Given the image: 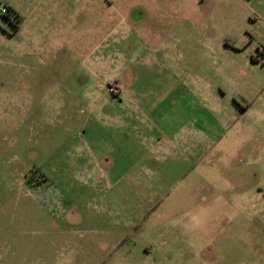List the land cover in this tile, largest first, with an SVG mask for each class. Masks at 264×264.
<instances>
[{"label":"rangeland","instance_id":"obj_1","mask_svg":"<svg viewBox=\"0 0 264 264\" xmlns=\"http://www.w3.org/2000/svg\"><path fill=\"white\" fill-rule=\"evenodd\" d=\"M4 6L0 264H264V0Z\"/></svg>","mask_w":264,"mask_h":264},{"label":"crops","instance_id":"obj_2","mask_svg":"<svg viewBox=\"0 0 264 264\" xmlns=\"http://www.w3.org/2000/svg\"><path fill=\"white\" fill-rule=\"evenodd\" d=\"M135 96V95H134ZM139 98V96H135L134 97V100H135V103H137V99ZM146 109H148V108H150V106L148 107V106H146L145 107ZM146 129L148 130V131H150V129H148V127H146ZM151 132V131H150ZM151 140V141H153V137H151V138H148V140ZM147 254H151L150 252L148 253V252H146ZM129 264H133V263H129ZM154 264H158V262H155Z\"/></svg>","mask_w":264,"mask_h":264},{"label":"built area","instance_id":"obj_3","mask_svg":"<svg viewBox=\"0 0 264 264\" xmlns=\"http://www.w3.org/2000/svg\"><path fill=\"white\" fill-rule=\"evenodd\" d=\"M8 14V9L4 6V7H1V9H0V21H1V17L3 16V15H7Z\"/></svg>","mask_w":264,"mask_h":264},{"label":"trees","instance_id":"obj_4","mask_svg":"<svg viewBox=\"0 0 264 264\" xmlns=\"http://www.w3.org/2000/svg\"><path fill=\"white\" fill-rule=\"evenodd\" d=\"M6 8L8 9V14L7 15H10L11 13L12 14H16L14 9H12L11 7H6ZM7 18H9V16Z\"/></svg>","mask_w":264,"mask_h":264}]
</instances>
